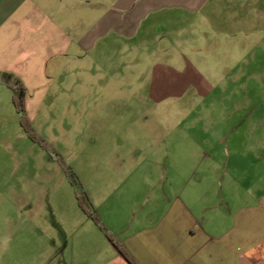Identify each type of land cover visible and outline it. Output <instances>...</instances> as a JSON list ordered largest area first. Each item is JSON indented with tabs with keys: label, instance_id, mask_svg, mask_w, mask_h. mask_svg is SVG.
I'll return each mask as SVG.
<instances>
[{
	"label": "rangeland",
	"instance_id": "1",
	"mask_svg": "<svg viewBox=\"0 0 264 264\" xmlns=\"http://www.w3.org/2000/svg\"><path fill=\"white\" fill-rule=\"evenodd\" d=\"M116 52V89L100 88L103 76L109 83L105 59L86 91H63L35 115L27 107L19 113L13 92L0 84V264H34L32 246L62 229L57 213L80 211V188L68 170L96 197L100 166L142 164L153 168L147 183L155 184L162 180L157 166L165 167V136L178 134L186 149L196 138L203 154L218 150L220 180L231 178V166L239 164L227 160L224 142L242 118L264 117V0H220L196 15L152 13ZM105 101L114 104L98 105ZM116 149L127 157V151L137 153L127 161L116 158Z\"/></svg>",
	"mask_w": 264,
	"mask_h": 264
},
{
	"label": "crops",
	"instance_id": "2",
	"mask_svg": "<svg viewBox=\"0 0 264 264\" xmlns=\"http://www.w3.org/2000/svg\"><path fill=\"white\" fill-rule=\"evenodd\" d=\"M218 1L0 0V77L12 74L23 83L31 115L56 104L63 91H86L105 59L109 83L103 76L100 88L116 89V45L134 39L152 13L196 15L212 11ZM184 139L165 136V167L157 166L162 180L155 184L147 183L153 168L142 164L98 167V199L90 188L88 193L100 217L138 264H264V117H244L228 135L227 160L239 164L231 166L227 180L218 178V150L203 154L196 138H189L186 149ZM118 149L113 154L124 158ZM126 153L128 161L137 151ZM124 171L125 179L117 177ZM77 205L78 212L57 213L60 233L31 245L34 264H131Z\"/></svg>",
	"mask_w": 264,
	"mask_h": 264
},
{
	"label": "trees",
	"instance_id": "3",
	"mask_svg": "<svg viewBox=\"0 0 264 264\" xmlns=\"http://www.w3.org/2000/svg\"><path fill=\"white\" fill-rule=\"evenodd\" d=\"M0 84L7 85L8 88L13 92V102L21 114L26 113V99H27V91L24 87L23 83L16 78L12 74H2L0 77ZM70 172L72 183L80 188L79 194L77 195V200L79 203L80 208L83 212L91 218L99 228L106 234L109 238L113 246L131 263V264H138L132 254L126 249L122 241L114 235L111 230L107 227L104 223L102 218L100 217L96 206L94 205L93 201L88 192H86L81 183L79 182L76 174Z\"/></svg>",
	"mask_w": 264,
	"mask_h": 264
}]
</instances>
